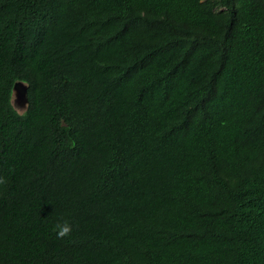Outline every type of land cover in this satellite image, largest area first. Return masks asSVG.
I'll use <instances>...</instances> for the list:
<instances>
[{
	"label": "trees",
	"instance_id": "1",
	"mask_svg": "<svg viewBox=\"0 0 264 264\" xmlns=\"http://www.w3.org/2000/svg\"><path fill=\"white\" fill-rule=\"evenodd\" d=\"M0 177V264H264V0H0Z\"/></svg>",
	"mask_w": 264,
	"mask_h": 264
},
{
	"label": "clouds",
	"instance_id": "2",
	"mask_svg": "<svg viewBox=\"0 0 264 264\" xmlns=\"http://www.w3.org/2000/svg\"><path fill=\"white\" fill-rule=\"evenodd\" d=\"M25 85L24 88V96L26 98V94H25V90L27 89V85L25 82L21 81V80H16L13 83V89H12V96H11V103H12V97H13V92H15L16 87L19 85ZM13 106V104H12ZM14 107V106H13ZM27 108V98H26V107L25 110ZM14 110L18 113V114H23L25 112V110L22 113H19L15 108ZM7 183V180L3 177H0V184H5ZM53 232L56 233L57 239H64L66 237H69L72 233V226L67 222V221H63V222H58L54 227H53Z\"/></svg>",
	"mask_w": 264,
	"mask_h": 264
},
{
	"label": "rangeland",
	"instance_id": "3",
	"mask_svg": "<svg viewBox=\"0 0 264 264\" xmlns=\"http://www.w3.org/2000/svg\"><path fill=\"white\" fill-rule=\"evenodd\" d=\"M24 88H25V85L21 84L17 86L15 92H13L12 104L19 113H22L26 107V98L24 96Z\"/></svg>",
	"mask_w": 264,
	"mask_h": 264
}]
</instances>
